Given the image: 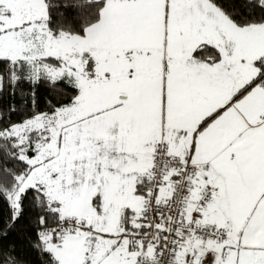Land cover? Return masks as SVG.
Returning <instances> with one entry per match:
<instances>
[{
	"label": "snow or ice",
	"instance_id": "6c2138e0",
	"mask_svg": "<svg viewBox=\"0 0 264 264\" xmlns=\"http://www.w3.org/2000/svg\"><path fill=\"white\" fill-rule=\"evenodd\" d=\"M0 207V264H264V0H0Z\"/></svg>",
	"mask_w": 264,
	"mask_h": 264
},
{
	"label": "trees",
	"instance_id": "16d2710c",
	"mask_svg": "<svg viewBox=\"0 0 264 264\" xmlns=\"http://www.w3.org/2000/svg\"><path fill=\"white\" fill-rule=\"evenodd\" d=\"M5 103H8V101H5ZM6 211H7L6 208L0 207V212H4V213H6ZM29 227H30V225H29L28 221L26 220V221L24 222V227L21 229V231H26ZM12 241H15V242H17V243H21V241H22V237L19 236V235H14V236L12 237ZM12 241H9V242H12ZM30 258H31L33 261H35V256H34V254H33L32 256H30Z\"/></svg>",
	"mask_w": 264,
	"mask_h": 264
}]
</instances>
